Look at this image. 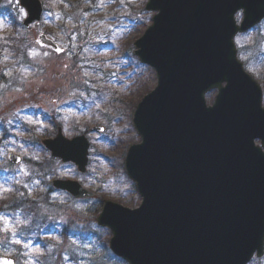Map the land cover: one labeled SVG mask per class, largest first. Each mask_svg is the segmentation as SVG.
Returning <instances> with one entry per match:
<instances>
[{"label":"water","instance_id":"water-1","mask_svg":"<svg viewBox=\"0 0 264 264\" xmlns=\"http://www.w3.org/2000/svg\"><path fill=\"white\" fill-rule=\"evenodd\" d=\"M18 1L23 26L39 24L42 2ZM146 10L156 15L135 55L155 70L157 86L136 108L141 142L125 159L142 203L106 201L97 223L111 230L110 249L128 264H248L264 255V108L234 40L264 20V0H149ZM37 42L60 53L44 34ZM43 145L86 173V136L68 140L59 130ZM8 161L22 158L11 153ZM54 186L77 199L94 196L74 181ZM5 262L16 264L0 257Z\"/></svg>","mask_w":264,"mask_h":264},{"label":"rangeland","instance_id":"rangeland-1","mask_svg":"<svg viewBox=\"0 0 264 264\" xmlns=\"http://www.w3.org/2000/svg\"><path fill=\"white\" fill-rule=\"evenodd\" d=\"M76 1L54 0L42 22L27 29L30 68L7 59L0 64V125L8 129V136L0 129V167L37 204L34 210L28 209L30 205L16 207L17 230L12 219L0 215V256L18 254L14 257L18 264H127L110 251L111 233L96 224L104 199L99 195H110V200L129 209L138 208L142 201L123 166L128 147L140 142L132 126L133 110L140 100L135 78L142 76L143 86L150 90L157 78L152 68L128 56L154 14L145 10L148 0ZM59 3L71 13L65 27L59 22L63 16ZM238 15L240 21L241 12ZM25 16L18 0H0V38L13 29L9 17L22 23ZM49 30L63 54L39 46L38 36ZM235 42L240 61L263 90L264 105V20ZM24 124L32 126L30 134L22 133ZM94 126H104L106 133L89 134L93 147L86 175L71 164L53 160L40 146L43 139L56 135L58 127L71 138ZM11 152L27 159L10 166L7 155ZM57 179L76 180L99 192L97 199L75 201L53 188ZM8 192H15L14 185L0 184L1 200L8 199ZM31 220L39 236L47 240L46 250L43 244L34 246L25 239ZM47 229L52 232L46 234ZM251 264H264V256Z\"/></svg>","mask_w":264,"mask_h":264},{"label":"trees","instance_id":"trees-1","mask_svg":"<svg viewBox=\"0 0 264 264\" xmlns=\"http://www.w3.org/2000/svg\"><path fill=\"white\" fill-rule=\"evenodd\" d=\"M44 5H45V11L46 13L50 11V5L54 6L55 2L54 0H42ZM75 2H78L75 0ZM59 7L63 10V16L61 21L62 26L65 27L66 24L69 22V17L71 13H66L65 6L61 3H59ZM7 12V11H4ZM9 20L12 22L13 29L11 32H8L4 35V37L0 38V49L2 53H0V64L3 63L4 59H7L9 63H14L16 62L17 66L20 64V66L23 69H28L31 66L30 62V43L27 38V30H25L22 26L21 21L18 20V18L15 17H9ZM53 31H45V34L48 36H53ZM8 51V52H7ZM8 54V56L12 55V58H8L5 55ZM94 57V56H93ZM18 61V62H17ZM138 91L137 94L139 93V97L141 98L145 94H147L150 89L146 86H143V81L142 78L140 77L138 79ZM144 87V88H143ZM136 94V95H137ZM214 93L210 94L207 96V100L209 103L213 102L214 98ZM1 129L5 130L4 126H1ZM25 132H28V128H25ZM13 177L11 174H8V171H5L4 168L0 167V184L3 186H9V185H14L15 187V192L10 193L11 195L8 197L7 200H1V206H0V213L2 212L3 214H8L11 213L12 209L16 210V207L19 206H26V204H33V200H30L28 198V192L26 189L20 188L18 184L12 179ZM19 187V188H18ZM24 191V192H23ZM6 195V194H5ZM7 208V209H6Z\"/></svg>","mask_w":264,"mask_h":264},{"label":"flooded vegetation","instance_id":"flooded-vegetation-1","mask_svg":"<svg viewBox=\"0 0 264 264\" xmlns=\"http://www.w3.org/2000/svg\"><path fill=\"white\" fill-rule=\"evenodd\" d=\"M55 53V52H54ZM56 55H58L57 53H55ZM61 54H63V53H61ZM61 54H59V55H61ZM119 102H120V100H119ZM59 128V127H58ZM58 128H57V131H58ZM81 134H85V131L83 132V133H81ZM80 134V135H81ZM56 137V135L54 136V137H51V135H50V137H48V138H45V139H52V138H55ZM71 138H73V137H71ZM53 160H55V159H53ZM85 187V186H84ZM67 194V193H66ZM46 198L48 197V195H46L45 196ZM103 203H104V201H103Z\"/></svg>","mask_w":264,"mask_h":264},{"label":"snow or ice","instance_id":"snow-or-ice-1","mask_svg":"<svg viewBox=\"0 0 264 264\" xmlns=\"http://www.w3.org/2000/svg\"><path fill=\"white\" fill-rule=\"evenodd\" d=\"M5 264H8V262H5Z\"/></svg>","mask_w":264,"mask_h":264}]
</instances>
